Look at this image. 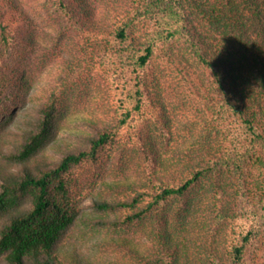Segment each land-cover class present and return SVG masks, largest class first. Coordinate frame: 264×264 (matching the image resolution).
<instances>
[{
  "label": "rangeland",
  "instance_id": "1",
  "mask_svg": "<svg viewBox=\"0 0 264 264\" xmlns=\"http://www.w3.org/2000/svg\"><path fill=\"white\" fill-rule=\"evenodd\" d=\"M80 1L77 9H85L94 24L108 26L111 32L131 20L133 36L145 39L146 45L152 43L149 62L142 67H125L119 74L114 36L106 31L96 35L80 26L73 28L51 0H21L35 24L34 43L18 61L25 68L27 100L24 106L20 100H13L17 90L5 82L0 87V122L13 116L21 123L33 108L57 99L61 114L58 143L84 146L74 135L90 133L85 121L117 123L127 115L116 140L101 149L95 159L71 171L74 201L93 216L90 207L94 198L133 196L140 190H134L132 184H146L153 174L186 175V166L197 163L210 147L222 141L219 133L225 122L219 105L223 101L210 69L195 51L200 45L223 51L231 43L202 17L191 14L183 0H165L162 6H157V0ZM145 7L150 10L145 12ZM140 47L134 48L135 57L144 53ZM140 77L150 93L162 98L169 136L159 128L155 102L141 111L134 107ZM139 128L146 129L157 145L160 154L155 167L139 151L135 134ZM59 144L48 152L52 159L58 157ZM229 164L237 165L233 160ZM223 170L221 178L207 174L187 199L155 207L139 220L102 229L77 226L65 240L62 252L75 250L89 264H171L172 260L157 248L160 223L167 214V228L178 246L176 264H233L228 258L232 243L250 229L255 239L247 248L245 264H264L263 204L249 189L246 175L240 170ZM132 211L106 216L124 219ZM0 264H4L2 257Z\"/></svg>",
  "mask_w": 264,
  "mask_h": 264
},
{
  "label": "trees",
  "instance_id": "2",
  "mask_svg": "<svg viewBox=\"0 0 264 264\" xmlns=\"http://www.w3.org/2000/svg\"><path fill=\"white\" fill-rule=\"evenodd\" d=\"M51 1L73 28L80 26L96 35L106 31L115 37L119 74L125 67L135 64L142 67L149 62L152 43L146 45L145 39L133 36L129 31L131 20L111 32L108 26L94 24L85 9H77L80 0ZM164 1L157 0V6H162ZM183 2L191 14L202 17L231 43L223 51L209 49L206 45H200L195 51L199 61L210 69L223 101L219 105V115L225 122L224 130L219 133L222 141L210 147L197 163L186 166V175L153 174L146 184H132L134 190H140L133 196L94 198L90 207L92 216L79 209L74 201L71 171L82 162L95 159L101 149L111 145L127 115L117 123L85 121L90 133L74 135L84 146L58 143L61 114L57 99L33 108L21 123L15 122L13 116L4 118L0 122V257L4 264H89L75 250L67 254L61 250L77 226L102 229L139 220L155 207H166L176 199H187L207 174L221 178L224 167L232 172L240 170V174L246 175L249 189L253 194L257 193L264 207V0ZM145 10L150 9L145 7ZM73 21L75 23H71ZM34 33L35 24L22 7L21 0H0V87L11 82L17 90L13 100H20L23 106L27 100V85L23 79L25 68L18 61L24 56V50L34 43ZM136 47L143 48L144 52L138 57L133 54ZM137 82L134 107L141 111L143 106L155 102L159 128L164 136H169L170 125L162 98L150 93L141 77ZM135 134L139 151L155 167L160 153L154 140L144 128L137 129ZM57 143L61 148L56 151L58 157L52 159L48 152L58 146ZM230 160L237 165L232 167ZM146 199L148 202L141 205ZM126 209L133 211L124 219L106 216ZM166 216L163 215L164 221L160 223L157 248L172 260L171 264H176L178 246L167 228ZM178 217L182 221V213ZM253 239L254 231L250 229L232 243L228 258L233 264H245L247 248Z\"/></svg>",
  "mask_w": 264,
  "mask_h": 264
}]
</instances>
